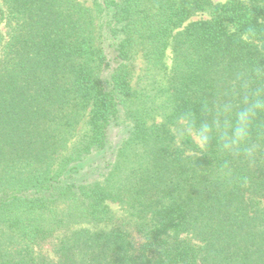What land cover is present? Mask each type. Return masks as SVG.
<instances>
[{
    "label": "trees",
    "instance_id": "obj_1",
    "mask_svg": "<svg viewBox=\"0 0 264 264\" xmlns=\"http://www.w3.org/2000/svg\"><path fill=\"white\" fill-rule=\"evenodd\" d=\"M259 90L264 0H0V264H264Z\"/></svg>",
    "mask_w": 264,
    "mask_h": 264
},
{
    "label": "clouds",
    "instance_id": "obj_2",
    "mask_svg": "<svg viewBox=\"0 0 264 264\" xmlns=\"http://www.w3.org/2000/svg\"><path fill=\"white\" fill-rule=\"evenodd\" d=\"M264 112V90L253 92L243 101V105L233 108L224 105L220 115L213 125H204L201 129V139L207 143L215 136L224 151L245 145L250 137V131L256 114Z\"/></svg>",
    "mask_w": 264,
    "mask_h": 264
},
{
    "label": "rangeland",
    "instance_id": "obj_3",
    "mask_svg": "<svg viewBox=\"0 0 264 264\" xmlns=\"http://www.w3.org/2000/svg\"><path fill=\"white\" fill-rule=\"evenodd\" d=\"M215 2H224L226 0H214ZM208 17L207 12H197L195 14H193L189 20H196V19H201V18H206ZM188 20V21H189ZM168 57H167V61L170 63L171 62V51H168ZM119 130V129H118ZM119 132V131H118ZM114 135V133H113ZM110 155V153H108ZM103 155L102 154H97V155H93L92 157H90L89 159L86 160V162L82 163L79 166V171L77 176H79L80 178H98L99 175L101 174L102 170H99L100 167L103 168V166L105 165L102 160ZM111 207L119 214H122V210L121 207L118 203L115 202H109ZM55 243H57L56 240H54ZM48 243L45 244L43 246V253L45 255H47L49 258H53L55 256V252L53 250L55 243Z\"/></svg>",
    "mask_w": 264,
    "mask_h": 264
}]
</instances>
